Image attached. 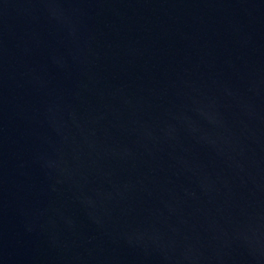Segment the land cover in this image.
<instances>
[{"label":"water","instance_id":"obj_1","mask_svg":"<svg viewBox=\"0 0 264 264\" xmlns=\"http://www.w3.org/2000/svg\"><path fill=\"white\" fill-rule=\"evenodd\" d=\"M144 0H0V211L86 72Z\"/></svg>","mask_w":264,"mask_h":264}]
</instances>
